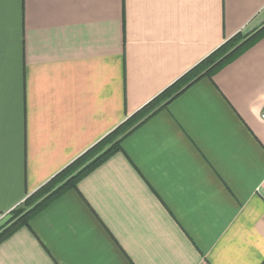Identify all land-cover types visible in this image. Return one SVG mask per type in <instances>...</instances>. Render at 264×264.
Returning a JSON list of instances; mask_svg holds the SVG:
<instances>
[{
    "label": "crops",
    "instance_id": "obj_1",
    "mask_svg": "<svg viewBox=\"0 0 264 264\" xmlns=\"http://www.w3.org/2000/svg\"><path fill=\"white\" fill-rule=\"evenodd\" d=\"M264 0H0V219L236 34ZM264 37L0 242V264H262Z\"/></svg>",
    "mask_w": 264,
    "mask_h": 264
},
{
    "label": "trees",
    "instance_id": "obj_2",
    "mask_svg": "<svg viewBox=\"0 0 264 264\" xmlns=\"http://www.w3.org/2000/svg\"><path fill=\"white\" fill-rule=\"evenodd\" d=\"M264 37V25L249 35L236 34L207 58L188 71L166 91L129 117L102 140L97 142L70 165L56 174L20 205L19 213L13 216L0 230V242L29 221L66 192L76 189V185L104 161L121 151V143L147 118L165 107L172 99L201 77L211 78L221 68L234 61L242 53ZM19 207V206H18ZM264 264V261L263 263Z\"/></svg>",
    "mask_w": 264,
    "mask_h": 264
},
{
    "label": "rangeland",
    "instance_id": "obj_3",
    "mask_svg": "<svg viewBox=\"0 0 264 264\" xmlns=\"http://www.w3.org/2000/svg\"><path fill=\"white\" fill-rule=\"evenodd\" d=\"M22 206V205H21ZM18 208L20 209V206L17 207V209L15 210L13 216L17 215L19 213V210ZM12 214L9 213L8 215L4 216L3 218L0 219V230L4 227V225L7 224V222L10 220ZM9 219V220H8Z\"/></svg>",
    "mask_w": 264,
    "mask_h": 264
},
{
    "label": "built area",
    "instance_id": "obj_4",
    "mask_svg": "<svg viewBox=\"0 0 264 264\" xmlns=\"http://www.w3.org/2000/svg\"><path fill=\"white\" fill-rule=\"evenodd\" d=\"M261 118L264 119V111L261 114Z\"/></svg>",
    "mask_w": 264,
    "mask_h": 264
}]
</instances>
